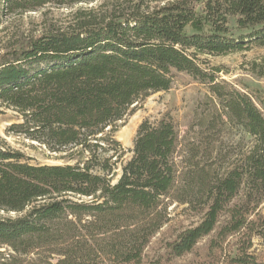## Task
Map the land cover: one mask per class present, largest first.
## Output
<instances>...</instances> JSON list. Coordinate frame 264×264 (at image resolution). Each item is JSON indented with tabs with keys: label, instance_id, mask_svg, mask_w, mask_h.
I'll use <instances>...</instances> for the list:
<instances>
[{
	"label": "trees",
	"instance_id": "obj_1",
	"mask_svg": "<svg viewBox=\"0 0 264 264\" xmlns=\"http://www.w3.org/2000/svg\"><path fill=\"white\" fill-rule=\"evenodd\" d=\"M82 1L93 0H0L25 11ZM129 1L79 9L67 27L0 55V103L24 118L13 127L50 151L71 145L89 154L74 164H32L0 138V210L17 213L0 216V244L11 248L0 264H175L187 254L188 264H263L250 249L264 228V114L201 56L264 46V0H167L146 8L145 0ZM252 70L264 76V60ZM175 71L213 94L200 128L238 125L254 137L252 146L219 173L201 162L205 142L190 140L181 166L174 123L144 120L113 182L112 158L124 151L117 122L142 97L169 89ZM172 192L201 218L146 260L162 226L161 197ZM75 194L91 200L77 202Z\"/></svg>",
	"mask_w": 264,
	"mask_h": 264
},
{
	"label": "rangeland",
	"instance_id": "obj_2",
	"mask_svg": "<svg viewBox=\"0 0 264 264\" xmlns=\"http://www.w3.org/2000/svg\"><path fill=\"white\" fill-rule=\"evenodd\" d=\"M138 0H130L128 4ZM167 0H145L143 8L162 4ZM121 0H93L78 2L72 5L48 3L34 10L11 9L0 2V55L19 48L31 38L57 28L63 29L74 21V15L79 9H99L105 5L112 8L113 3ZM207 61L203 66L215 72L218 80H223L231 87L248 93L264 114V76L252 70L253 63L263 62L264 46H252L249 49L233 51L221 55H202ZM213 97L209 86L200 82L186 71H175L171 87L167 90L150 92L147 96L136 101L125 117L116 124L114 137L122 144L123 153L114 156L115 182L122 172V166L132 157L134 140L138 127L144 120L158 123L162 119L171 120L179 134V147L176 160L182 166V159L187 155L188 142L203 140V151L200 153L201 162L213 172L224 173L234 166L254 142V137L242 127L229 122L219 125L215 130L205 132L204 127L198 126L200 116L209 110L210 98ZM24 121L22 113L0 103V138L10 148L24 153L32 164H74L89 156L87 151H80L79 146H67L64 151H50L37 140L30 139L24 132L13 127ZM14 128V129H12ZM204 130V133H200ZM203 137V138H202ZM71 157L69 154H71ZM111 154V152L109 153ZM111 176V175H110ZM109 176V177H110ZM71 198L77 202H87L91 196L79 194ZM264 214V198L258 206ZM161 228L153 235L145 248V259L150 260L164 251L165 242L185 227L200 220L201 214L190 208L188 203L175 199L173 192L162 196L158 208ZM14 211L0 210V216L15 217ZM210 235L202 239L200 246L208 242ZM231 238V237H230ZM234 237L231 239L233 240ZM253 245L250 249L257 259L264 264V228L254 234ZM11 252V248L0 244V255ZM192 254H187L175 261V264H188ZM87 264H93L90 260ZM218 264H239L222 259Z\"/></svg>",
	"mask_w": 264,
	"mask_h": 264
}]
</instances>
